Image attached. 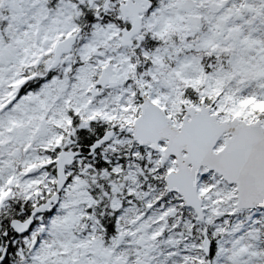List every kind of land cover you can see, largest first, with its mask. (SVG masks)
Returning <instances> with one entry per match:
<instances>
[{"label": "snow or ice", "instance_id": "snow-or-ice-1", "mask_svg": "<svg viewBox=\"0 0 264 264\" xmlns=\"http://www.w3.org/2000/svg\"><path fill=\"white\" fill-rule=\"evenodd\" d=\"M0 264H264V0H0Z\"/></svg>", "mask_w": 264, "mask_h": 264}]
</instances>
